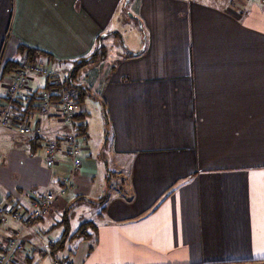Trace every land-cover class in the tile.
<instances>
[{"label": "crops", "instance_id": "0c3cea01", "mask_svg": "<svg viewBox=\"0 0 264 264\" xmlns=\"http://www.w3.org/2000/svg\"><path fill=\"white\" fill-rule=\"evenodd\" d=\"M131 1L144 48L89 67L72 126L55 104L26 116L41 137L0 128V207L30 214L36 197L56 196L44 215L0 224V254L19 232L13 264H32L39 243L46 252L64 237L70 211L90 209L63 262L264 264V3L0 0V108L21 57L55 71L79 63L124 26ZM71 128L81 165L58 153L47 168L46 143ZM65 176L74 188L61 195Z\"/></svg>", "mask_w": 264, "mask_h": 264}, {"label": "built area", "instance_id": "2783aa9c", "mask_svg": "<svg viewBox=\"0 0 264 264\" xmlns=\"http://www.w3.org/2000/svg\"><path fill=\"white\" fill-rule=\"evenodd\" d=\"M253 1L264 3V0ZM33 78L45 79L47 88L33 87ZM2 83L6 86V94L5 102L0 108V128L14 129L23 136L41 137L44 134L42 129L32 125L31 120L26 117L31 109L37 110L43 117H48L54 105L58 104L56 111L60 119L69 126H72L73 117L80 111L76 90L67 87L65 78L61 74L42 63L28 62L21 57L17 67L4 81L2 80ZM82 150V142L71 128L61 141L56 138L48 140L45 166L52 168L56 163V155L62 153L71 159V170L75 171L81 165ZM73 188L72 177L65 176L61 180L59 194L62 195L66 190ZM55 200L54 195L36 197L32 202L33 209L30 214L14 206H1L0 224L14 221L27 222L30 217H40L47 212L49 205ZM19 237L20 233L15 232V238L9 240L7 250L10 253L0 254V264H13L14 259L11 253L15 250H23L21 243L16 240ZM62 264H68V262L65 261Z\"/></svg>", "mask_w": 264, "mask_h": 264}, {"label": "rangeland", "instance_id": "374dc122", "mask_svg": "<svg viewBox=\"0 0 264 264\" xmlns=\"http://www.w3.org/2000/svg\"><path fill=\"white\" fill-rule=\"evenodd\" d=\"M127 5V6H126ZM126 10H125V19L126 22L124 26L118 30V33L112 36L113 34H110V36H107L108 39L104 42L103 41V46L106 47L104 48L106 51V54L108 53L109 61L114 59L116 54L118 53H129L130 55L137 53V52H132L135 48L140 46L139 49L144 48V44H135V41L137 40L136 38L140 35H142V30L141 26L139 25L138 21H136V16H135V5L134 2L131 1L130 3L126 4ZM127 17V18H126ZM129 20V22H128ZM137 25V27L133 28V24ZM104 35V34H103ZM102 36V35H101ZM144 36V35H143ZM108 41V44H107ZM110 42H115V44H110ZM97 47V45H96ZM132 50H131V49ZM131 50V51H130ZM79 63L76 61L74 64L66 65V66H60L57 68V72L61 74L64 78L65 81L67 82L69 87L72 90H76L78 87H91L90 82H93V73L90 71L89 67L93 65L92 64H87L84 66H78ZM91 92V96L89 97V94H86L85 98V106L87 103L92 101L94 99V90L92 88H89ZM87 111L88 108L87 106L85 107ZM93 213V210L87 209V210H80L76 209L74 211H70V214L68 216L69 218V223L63 224L61 229L59 230V235H62V232H65V237H66V243H65V249L60 251V250H53L49 247H47L46 252L43 251L44 247L40 243L37 245V254L34 255L32 264H47L48 262H52V255L58 260L63 262L66 257H68V249H73L74 246L77 245V242L75 238L77 237H72L73 234L77 231H81V223L84 220L90 219L91 215ZM53 236V235H52ZM59 239V238H58ZM51 252V253H50Z\"/></svg>", "mask_w": 264, "mask_h": 264}, {"label": "trees", "instance_id": "16d2710c", "mask_svg": "<svg viewBox=\"0 0 264 264\" xmlns=\"http://www.w3.org/2000/svg\"><path fill=\"white\" fill-rule=\"evenodd\" d=\"M104 48L105 47L103 46V44H97V47L95 48L93 53H91L89 56H87V57L83 58L82 60H80L79 65L80 66H84V65L92 64L94 62H97V61L105 59L106 51H105ZM23 52H24V50L21 49L20 53L23 54ZM27 54H28V52H27ZM128 57H131V56L129 55ZM65 83H66V85H68L66 81H65ZM76 92H77L78 103L81 105V103H82V95H83L82 87L76 88ZM83 128H84L83 125H78V127H77L78 132L80 133V131H82ZM64 223L65 224L68 223V219L67 218L64 219L63 224ZM89 226H92V224L89 223V222L83 223L81 225V231L75 232L72 237H80V236L84 235ZM65 232L66 231H64V235H63L64 237L62 239H60L57 242H54V243L51 244L52 245V248H51L52 250H62V249H64L65 243H66Z\"/></svg>", "mask_w": 264, "mask_h": 264}, {"label": "water", "instance_id": "95a60500", "mask_svg": "<svg viewBox=\"0 0 264 264\" xmlns=\"http://www.w3.org/2000/svg\"><path fill=\"white\" fill-rule=\"evenodd\" d=\"M133 55H136V53H134ZM80 62V61H79Z\"/></svg>", "mask_w": 264, "mask_h": 264}]
</instances>
